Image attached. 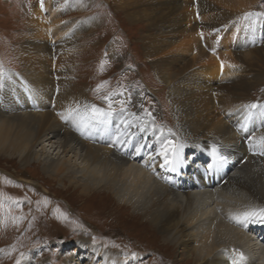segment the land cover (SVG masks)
Returning <instances> with one entry per match:
<instances>
[{"label": "bare ground", "instance_id": "6f19581e", "mask_svg": "<svg viewBox=\"0 0 264 264\" xmlns=\"http://www.w3.org/2000/svg\"><path fill=\"white\" fill-rule=\"evenodd\" d=\"M194 1L190 0V6ZM224 1L222 4L228 8L237 3L240 9L248 5V0ZM230 1L232 5L227 4ZM188 2L115 1L118 10L123 11L131 22L145 23L144 51L152 57L156 75L170 88L173 111L180 122L175 128V135H164L185 144L182 153L185 163L177 171L162 167L160 157L155 160L148 158V153L157 147L155 138L159 135L158 129L155 132L151 129L142 132L136 126L139 122L126 113L113 116L108 129L103 132L78 131L71 122L61 119V114H66L69 107L92 102L71 88L59 92L55 89V83L65 84L63 79L69 78L71 72L70 67H61L59 59L70 61V58L75 57L72 53L74 49L71 48L70 39L64 41L63 46L54 48L48 43L40 44L39 33L34 35L36 38L31 40L33 42L29 46L34 50L38 45L41 46L36 51L44 62L43 69L33 62V58H26L29 56L26 51L33 52L32 48H23L22 59L26 64L24 74L13 72L10 76L14 82H7L0 91V152L17 156L24 164H32L33 161L41 163L42 170L49 177L56 178L63 185L68 181L70 186L81 188L83 194L90 193L93 188L109 191L119 203L131 205L142 216L159 225L171 242L185 246L190 253L196 251V258L204 264H227L225 260H233L236 264H264V243L261 242L264 222L257 218L245 226L230 218L234 213L264 208V156L254 154L250 150L248 138L245 139V136L264 135V120L257 114L260 109L245 108L246 105L257 103L250 96L249 89L261 83L256 81L261 74L250 73L247 67L257 65L264 69V47L242 45L236 48L230 60H215L216 65L212 58L204 61L202 55L186 58L172 54L167 48L175 43L176 38L168 36L166 26L159 24L168 21L172 31L178 28L184 35L191 32L199 25V20L194 16L195 7L191 8L194 20L187 17L184 7L188 10ZM50 3L52 7H57L53 14L54 28L58 26V29H62L66 37L71 38V34L75 35L88 25H91L90 29L93 27L90 21H75L72 24L76 26L70 27L64 22L63 12L58 8L60 6H55L52 0L45 4L46 9ZM197 4L201 18L199 22L209 30L234 15L229 11L222 14L213 3L206 0H197ZM241 10L257 13V10H250L249 7ZM34 13V24L41 31L44 26L37 19H44L45 12L40 8L38 13ZM257 14L262 16V13ZM248 19L254 20L257 16ZM249 22L254 26L252 21ZM253 26H246L247 36L252 34ZM47 46L49 50L44 48ZM67 50L71 51L66 56L63 53ZM52 51H59L60 56L47 61ZM48 63L49 73L44 71ZM52 72H57L56 77ZM252 81L256 82L252 84ZM215 88L219 96L213 94ZM48 92L53 94L50 97V101L54 100L55 103L52 109L48 108L47 103H40L41 97H46ZM26 93L29 102L35 106L24 109L25 101L21 94ZM258 104H264V99ZM136 114L139 115V112L136 111ZM141 117L148 120L147 116ZM245 117L248 119L245 120ZM125 120L132 121V127L127 128L132 139L128 144H114L117 130L124 131L127 127L122 123ZM240 123L246 124V130L241 132L245 133L244 137L234 132V127L239 129ZM204 140H209L207 142L210 144L202 142ZM140 143L146 146L151 144L152 148L145 147L137 154L135 147ZM200 144L204 147L209 145V148L212 144L218 146L219 152L226 157L223 168L206 171L210 157L208 151L204 152L205 155L202 151L200 155L197 154L199 149L195 146ZM188 151H192L196 158L195 164L200 163V171H196L195 165L191 163L193 160L187 159L186 156L190 155ZM246 157L249 160L245 167L240 161ZM197 176L199 180H194ZM250 247L254 249L251 253ZM232 248L239 249L245 259L240 261L237 258L240 253L229 258L217 255ZM93 250L95 254L98 252L97 247H93ZM111 253H103L105 260L102 264H122L117 261L120 259L118 253Z\"/></svg>", "mask_w": 264, "mask_h": 264}, {"label": "rangeland", "instance_id": "374dc122", "mask_svg": "<svg viewBox=\"0 0 264 264\" xmlns=\"http://www.w3.org/2000/svg\"><path fill=\"white\" fill-rule=\"evenodd\" d=\"M49 1L0 0V67L6 75L13 72L24 74L26 64L22 59L23 48L27 50L31 47L29 45L36 38V33L41 37L38 42L48 43L51 48L63 46L64 41L70 39L75 57L70 58V61L59 59V62L61 67L71 68V76L63 79L65 84L55 83L58 92L71 88L87 97L92 104L105 108L107 105L101 99L102 96L112 91L123 92V96L113 98L118 101L127 100L131 93L129 111H137L144 117L147 116L145 110L150 112L158 128L162 127L165 134L173 136L180 121L173 111L170 88L156 75L152 57L144 51L145 23H134L127 19L126 14L118 10L116 0H84L83 6L73 5L72 0H68L67 4L65 0H52L55 6H60L58 8L63 12L65 24L74 27L76 25L72 23L75 21H90L93 25L91 29V25H88V29H79L68 38L58 26L54 28L53 14L57 7H52L50 3L46 9L45 4ZM181 1H189L188 10L184 7L187 17L194 20L191 8L195 7L194 16L201 21L197 0H193L192 6L190 0ZM206 1L213 3L222 14L229 11L234 15L212 30L204 28L198 21L199 25L186 35L178 28L172 31L168 21L160 22L159 25L166 26L168 36L176 38L175 43L167 48L172 54L186 58L202 55L204 61L212 58L216 65L215 60H230L236 48L242 45L264 47V0H248V5L241 8L249 7L262 13V16L256 15L257 19L254 20L245 19L246 11L240 9L239 3L228 8L222 4L223 0ZM227 4L232 5V1ZM40 8L45 15L44 19L37 20L44 28L38 31L39 26L34 24L33 18L34 12L38 13ZM246 26H253L249 36L245 32ZM40 47L38 45L35 50L31 47L33 52L26 51V55H29L26 58H33V62L43 69L44 62L36 51ZM44 48L48 49V46ZM70 51L63 54L67 56ZM56 56H60L59 51L50 52L47 61L55 60ZM247 68L250 73L261 74L256 80L261 83L257 85L254 84L256 81H252L254 85L249 89L250 96L258 103L264 99V69L257 65ZM44 71L49 73V63ZM52 73L56 77L57 72ZM102 84L104 87L99 92L95 91ZM218 93L215 88L213 94L219 96ZM27 95L21 94L25 101L24 109L35 106L29 102ZM52 95V92L46 93L40 103H47L48 108L52 109L55 105L54 100L50 101ZM114 107L119 109L118 104L114 103ZM242 131L234 127L235 133ZM240 135L244 137L245 133ZM207 141L202 142L210 144ZM101 144L104 145L103 142ZM195 148L199 149L198 155L201 151L205 155L209 145L204 147L200 144ZM188 152L190 155L186 156L187 159L193 160L191 163L195 165L196 171H200V163L195 164L196 158L192 151ZM248 160V157L243 158L240 164L246 167ZM261 242L264 243V236ZM93 247L98 249L96 254ZM0 249V264H17L18 261L19 264H102L104 252L111 255V252H117L120 258L117 261L122 264H204L196 258V251L190 253L185 246L171 242L159 225L142 216L131 205L119 203L109 191L93 188L90 193L83 194L81 188L70 186L68 181L63 185L56 178L49 177L42 170L41 163L33 161L32 164H24L19 157L8 152H0ZM253 251L250 247L249 252ZM132 253H137V258H133ZM237 253L240 250L232 248L223 252V255L220 252L217 255L229 258ZM225 262L234 264L233 260Z\"/></svg>", "mask_w": 264, "mask_h": 264}, {"label": "snow or ice", "instance_id": "6c2138e0", "mask_svg": "<svg viewBox=\"0 0 264 264\" xmlns=\"http://www.w3.org/2000/svg\"><path fill=\"white\" fill-rule=\"evenodd\" d=\"M43 0H41V3ZM65 3H68V0H65ZM73 5H84V0H72ZM258 15L257 13H246L245 19ZM230 67L235 68V65H229ZM222 69L224 67L223 63L221 65ZM103 68V65H102ZM6 82H14L12 81V77L10 75H6L3 71L2 67H0V91H2ZM104 85H98L95 91L99 92ZM123 92L112 91L108 94L101 97V99L106 103L107 107H99L96 104H84L83 106L77 104L75 107H69L66 110V114H61V119L66 122H71L77 130H87V131H98L103 132L108 129V126L111 122L113 116L120 113H126L127 116L132 117L133 120L138 121L139 123L136 125L140 131H145L146 129H151L154 132L158 129L159 135L156 136V144L157 147L148 153V158L150 160H155L156 157L162 158V167H167L172 171H177L178 168L184 165L185 161L183 159V149L185 147L184 143H177L172 139H169L164 135V129L162 127L158 128V126L154 122V117H152L150 112H146V115L150 118L145 120L143 117L137 115L135 112L129 111L128 105L131 104V93H129L127 100L120 99L118 101H114V97L123 96ZM114 103L119 105V109L114 107ZM143 108V105H140ZM247 109H260L259 113H257L262 120H264V104L252 103L246 105ZM231 115V114H230ZM248 117H245L247 120ZM127 127L124 131L117 130L115 134L114 144H128L132 139V134L127 130V128L132 127V121H122ZM240 130H246V124H239ZM171 132V129H169ZM83 134V133H82ZM174 135V133H173ZM248 143L250 145V150L254 151V154L264 156V135L259 137L250 136L248 138ZM145 147L151 149L152 145L148 144L147 146L143 143L138 144L135 147V151L137 154L141 153ZM208 155L210 157V162L206 165V171H218L223 168L226 163V157L223 156L218 149V146L215 144L210 145L208 150ZM232 220H234L238 224L245 225L252 220L260 219L264 222V208H252L248 211L234 213L230 216ZM2 251V249H0ZM23 255V254H22ZM133 258H137V253L131 254ZM238 259L243 261L245 257L243 253L239 254ZM127 260V257H125ZM19 264V261L17 262ZM234 264L236 262L234 261Z\"/></svg>", "mask_w": 264, "mask_h": 264}]
</instances>
